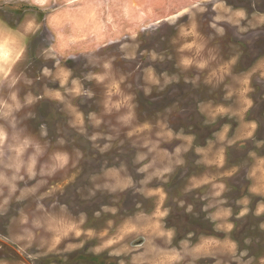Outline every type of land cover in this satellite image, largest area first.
I'll use <instances>...</instances> for the list:
<instances>
[{
	"label": "rangeland",
	"instance_id": "1",
	"mask_svg": "<svg viewBox=\"0 0 264 264\" xmlns=\"http://www.w3.org/2000/svg\"><path fill=\"white\" fill-rule=\"evenodd\" d=\"M141 3L0 0V264H264V0Z\"/></svg>",
	"mask_w": 264,
	"mask_h": 264
},
{
	"label": "crops",
	"instance_id": "2",
	"mask_svg": "<svg viewBox=\"0 0 264 264\" xmlns=\"http://www.w3.org/2000/svg\"><path fill=\"white\" fill-rule=\"evenodd\" d=\"M56 3L58 2V8L52 12L49 13V16L51 14H67L71 13L72 11H77V12H92L96 10H100L103 8V10L106 13V16L108 14L112 15L115 17L114 20H112L108 16V21L111 23L113 22V27L112 29L116 30L118 29V25L120 28H128L131 27L132 22H130L131 17L133 18L132 11H141V0H138L140 2H135L134 0H123L124 7L126 9L121 10L119 13H125L119 23L116 20V15H117V4L118 0H54ZM31 2L35 3V6H38L40 8H44L47 6L48 0H31ZM37 4V5H36ZM128 8V9H127ZM47 12V10H45ZM96 12V11H95ZM109 23V22H108ZM117 24V25H115Z\"/></svg>",
	"mask_w": 264,
	"mask_h": 264
}]
</instances>
